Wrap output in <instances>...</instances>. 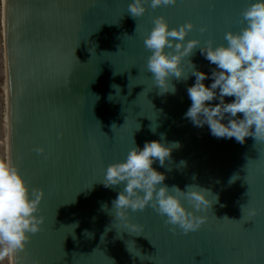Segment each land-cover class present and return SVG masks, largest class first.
Returning <instances> with one entry per match:
<instances>
[{
  "label": "water",
  "instance_id": "obj_1",
  "mask_svg": "<svg viewBox=\"0 0 264 264\" xmlns=\"http://www.w3.org/2000/svg\"><path fill=\"white\" fill-rule=\"evenodd\" d=\"M131 2L4 0L7 158L45 192V223L15 264H264V141L239 143L193 126L184 114L195 77H171L175 94H161L144 45L158 16L174 28L194 23L188 39L226 43L253 0H179L149 6L141 18L128 12ZM186 59L206 73L215 67L199 48ZM161 134L180 143L164 167L153 165L164 183L195 184L218 198L198 213L206 222L197 231L185 234L151 207L130 212L142 233L114 220L123 185L104 186L107 167ZM253 208L259 215H249Z\"/></svg>",
  "mask_w": 264,
  "mask_h": 264
},
{
  "label": "clouds",
  "instance_id": "obj_2",
  "mask_svg": "<svg viewBox=\"0 0 264 264\" xmlns=\"http://www.w3.org/2000/svg\"><path fill=\"white\" fill-rule=\"evenodd\" d=\"M177 2L132 0L128 12L141 18L147 14L149 6L157 9ZM241 23L244 26L240 31L226 32V43L217 45L212 39L206 42L188 39L195 28L191 21L174 28L165 16L156 17L144 39L151 53L147 72L152 74L161 94H175L171 77L177 80L195 77V83L187 88L191 105L184 114L193 126H207L212 136L234 138L239 143L250 136L264 141V0H253L245 8ZM200 31L206 32L207 28L202 27ZM197 48L215 66L210 73L200 71L191 59H186ZM206 80H211V84L206 85ZM229 97L232 98L230 102ZM152 131L155 133V126ZM179 147L178 141L169 142L165 134H161L159 140L147 141L143 147H132L124 160L107 167L104 186L123 185L112 202L116 210L114 220L131 232L142 233L144 227L131 221L130 212L151 207L161 217H166V224L178 226L185 234L202 227L206 216L198 213L211 209L218 198L210 199L208 193L211 192L195 184L186 190L176 186L170 188L164 183L166 173L153 167L157 161L164 167ZM38 151L45 150L41 147ZM185 164L181 162V166ZM233 178L230 182H234ZM44 196L43 189L30 187L10 158L0 159V264L5 261L15 264L16 256L26 249L30 234L42 230L46 218L38 213ZM185 200L193 210L186 206ZM103 209L108 211L107 205ZM244 210L245 205L242 206L243 214ZM249 215L255 217L259 212L253 208Z\"/></svg>",
  "mask_w": 264,
  "mask_h": 264
},
{
  "label": "built area",
  "instance_id": "obj_3",
  "mask_svg": "<svg viewBox=\"0 0 264 264\" xmlns=\"http://www.w3.org/2000/svg\"><path fill=\"white\" fill-rule=\"evenodd\" d=\"M0 73L2 76V83L6 82V53H5V44H4V0H0ZM4 92L1 95L2 102V119L4 120V130H5V159L7 158V133L8 127L6 126L5 121L8 117L7 110V92L3 88Z\"/></svg>",
  "mask_w": 264,
  "mask_h": 264
},
{
  "label": "rangeland",
  "instance_id": "obj_4",
  "mask_svg": "<svg viewBox=\"0 0 264 264\" xmlns=\"http://www.w3.org/2000/svg\"><path fill=\"white\" fill-rule=\"evenodd\" d=\"M2 83V76L0 73V84ZM4 92L3 87L0 85V159H5V130H4V120L2 119V102L1 95ZM8 264V261H5Z\"/></svg>",
  "mask_w": 264,
  "mask_h": 264
},
{
  "label": "snow or ice",
  "instance_id": "obj_5",
  "mask_svg": "<svg viewBox=\"0 0 264 264\" xmlns=\"http://www.w3.org/2000/svg\"><path fill=\"white\" fill-rule=\"evenodd\" d=\"M179 0L176 4L172 5L173 7L178 6ZM213 7H216V5H213ZM250 221V220H249ZM252 221V220H251Z\"/></svg>",
  "mask_w": 264,
  "mask_h": 264
},
{
  "label": "bare ground",
  "instance_id": "obj_6",
  "mask_svg": "<svg viewBox=\"0 0 264 264\" xmlns=\"http://www.w3.org/2000/svg\"><path fill=\"white\" fill-rule=\"evenodd\" d=\"M5 89V88H4ZM5 91H7L6 89H5ZM5 123H6V126H7V120L5 121Z\"/></svg>",
  "mask_w": 264,
  "mask_h": 264
}]
</instances>
